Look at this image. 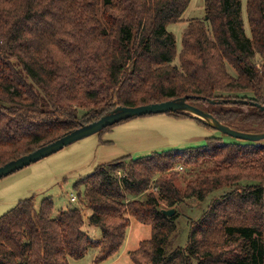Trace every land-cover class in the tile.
I'll return each mask as SVG.
<instances>
[{
    "label": "trees",
    "instance_id": "16d2710c",
    "mask_svg": "<svg viewBox=\"0 0 264 264\" xmlns=\"http://www.w3.org/2000/svg\"><path fill=\"white\" fill-rule=\"evenodd\" d=\"M191 1L0 0V167L117 107L182 98L234 130L264 132V113L250 104L264 106V0H247L250 35L242 0H204L205 17L188 23L178 53L167 26ZM210 101L226 102L202 105ZM74 188L80 209L53 217L51 197L39 209L31 197L0 217V264H70L91 251L94 264H106L122 252L132 220L151 228L130 253L133 264H264L260 143L212 136L200 147L127 156ZM221 190L190 222L186 245L167 254L178 206ZM84 208L101 240L85 232ZM170 209L172 217L163 213Z\"/></svg>",
    "mask_w": 264,
    "mask_h": 264
},
{
    "label": "rangeland",
    "instance_id": "374dc122",
    "mask_svg": "<svg viewBox=\"0 0 264 264\" xmlns=\"http://www.w3.org/2000/svg\"><path fill=\"white\" fill-rule=\"evenodd\" d=\"M247 0H242L243 19L248 34L250 30L246 10ZM204 0H192L179 23L170 24L167 30L171 32L177 43V52L182 50V38L188 23L193 19H204ZM209 108L212 104H202ZM245 111H248L246 108ZM218 137L227 144H242L220 131L211 129L193 118L178 119L165 114L138 117L111 128L110 131L95 134L77 141L59 152L52 154L10 176L0 180V217L13 209L20 201L35 197L36 208L42 201L51 197L55 209L53 217L62 211L82 208L80 202H71L72 196L78 197L75 184L94 172L96 167L110 163L117 159L130 156L133 159L162 153L171 150H185L206 144L209 137ZM264 145V141L260 142ZM180 172L177 181L179 188L184 189V174ZM122 175V174H121ZM223 191L213 193L203 202L187 200L179 205V216L176 218L177 230L168 240L166 253H171L178 247H184L190 231V222L198 220L211 199L221 195ZM85 232L94 240L102 238L98 227L90 226L87 218L91 211L84 208ZM130 249L138 248L140 242L151 237V228L136 220H132L130 231ZM95 251H91L81 260H71L70 264H94ZM118 264H133L129 255Z\"/></svg>",
    "mask_w": 264,
    "mask_h": 264
},
{
    "label": "water",
    "instance_id": "95a60500",
    "mask_svg": "<svg viewBox=\"0 0 264 264\" xmlns=\"http://www.w3.org/2000/svg\"><path fill=\"white\" fill-rule=\"evenodd\" d=\"M226 101H210L212 105L224 104ZM234 103H244L247 101H231ZM251 106L257 107L260 112L264 113V106L257 103H250ZM167 113H184L188 114L194 119L199 120L204 125L209 126L222 134L228 135L236 140L248 143H260L264 141V132L262 133H246L240 132L220 123L211 113L198 108L188 102V98L176 99L159 104L139 106L135 108L117 107L109 114L103 116L98 121L88 125H83L80 128L66 134L55 142L41 147L35 152L25 155L17 160L11 161L0 167V180L10 176L11 174L24 169L52 154L59 152L65 147L80 141L89 136L99 134L108 127L138 117L156 116ZM261 144V143H260ZM175 209L164 210L163 213L172 217L175 214Z\"/></svg>",
    "mask_w": 264,
    "mask_h": 264
},
{
    "label": "crops",
    "instance_id": "0c3cea01",
    "mask_svg": "<svg viewBox=\"0 0 264 264\" xmlns=\"http://www.w3.org/2000/svg\"><path fill=\"white\" fill-rule=\"evenodd\" d=\"M70 201H71V198H70ZM73 203H75V202H73ZM131 229H132V221H131V227H130L129 233H128V238H127L126 244H125L122 252L116 258L108 261L106 264H118L124 260V257L126 254L130 255V253L133 251L130 249V239H131L130 231H131ZM129 258H130V256H129Z\"/></svg>",
    "mask_w": 264,
    "mask_h": 264
},
{
    "label": "built area",
    "instance_id": "2783aa9c",
    "mask_svg": "<svg viewBox=\"0 0 264 264\" xmlns=\"http://www.w3.org/2000/svg\"><path fill=\"white\" fill-rule=\"evenodd\" d=\"M177 169H178L179 171H183V168H182V167H178ZM71 201H72V202H76V201H77V198H76L75 196H72V197H71Z\"/></svg>",
    "mask_w": 264,
    "mask_h": 264
}]
</instances>
